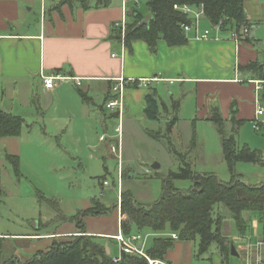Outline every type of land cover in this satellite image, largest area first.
Segmentation results:
<instances>
[{
    "label": "rangeland",
    "instance_id": "obj_1",
    "mask_svg": "<svg viewBox=\"0 0 264 264\" xmlns=\"http://www.w3.org/2000/svg\"><path fill=\"white\" fill-rule=\"evenodd\" d=\"M146 2L140 0L137 4L131 0L127 7L136 8L147 16ZM200 25L202 29L216 32L204 17H201ZM251 30L256 48L264 51V22L254 23ZM67 83L74 87L76 97L82 102L81 107L77 102L71 103L69 108L62 105V99L56 101V97L50 95L39 97L40 101L34 102L33 108L23 115L26 122L22 134L0 138V236H6L3 240L5 259L15 256L25 261L38 250L47 249L53 240L71 241L77 235L97 236L88 230L118 234L121 220L126 219L120 207L122 190L130 191L144 206L155 203L162 196L163 179L172 171H178L184 158L191 162L195 171L214 172L223 181H230L232 175L224 158L220 128L227 135L233 134L238 145L246 144L256 149L263 158L259 162H238V179L248 184L264 182V115L257 117L262 122L259 129L255 128V117H246L240 124L224 120L220 126L194 111L195 96L191 88L181 89V96L171 100L172 95L168 91L172 89H163L159 85V90L164 91L159 119H125L121 125L120 159L111 149L112 143L119 144L116 131L119 117L115 111L105 105L101 109L92 104L91 99L85 101L79 93L80 87L70 80ZM107 85L108 82H96L90 91L84 87L81 90L100 104ZM140 89L151 91L152 86ZM177 89L175 86V95L179 92ZM261 107L264 108V89L259 93L255 109ZM174 117L178 121L172 126L170 121ZM150 133L160 137H153ZM102 135L105 140H101ZM10 152L21 157L19 175L6 158V153ZM155 163L160 167L153 168ZM105 180L108 184H104ZM174 183L181 190H190L193 184L191 180L182 178H175ZM93 198H100L110 211L99 216H86V228H80L77 222L60 220L58 212L49 203V200L57 201L63 213L71 216L79 209L90 207ZM222 214V231L231 241V252L226 262L242 263L245 256L241 252L238 255L232 253V245L236 247L243 242L256 244L263 231L258 213H244L247 223L244 232L237 227L228 206L217 203L214 215ZM133 232L149 234V244L155 237L152 232L140 231L136 227H133ZM31 233L48 234L51 238H27L26 235ZM113 236L102 235L97 240L108 245L111 256H116L120 249ZM192 241L196 242L193 261L213 264L214 257L221 251L219 244L213 242L207 251L201 252L199 237Z\"/></svg>",
    "mask_w": 264,
    "mask_h": 264
},
{
    "label": "crops",
    "instance_id": "obj_2",
    "mask_svg": "<svg viewBox=\"0 0 264 264\" xmlns=\"http://www.w3.org/2000/svg\"><path fill=\"white\" fill-rule=\"evenodd\" d=\"M59 1L0 0V108L3 110L24 117L34 102L46 95L56 97V101L62 99V105L69 108L71 103L77 102L81 107L82 102L76 97L74 87L67 83L68 80L75 83L74 80L60 81L53 89L44 86L42 73L59 72L79 77L80 84H75L89 91L96 82H108L100 104L89 96L91 103L101 109H104L112 79L160 78L149 85L151 91L131 86L124 91V114L122 119L119 118L121 125L125 119H159L160 116L157 119L148 116L146 95L150 92L155 95L160 112L164 97L160 88L172 89L168 91L171 100L181 96V89L191 88L195 96L194 111L202 118L210 119L213 110L218 109L224 120L234 123V103L238 120L255 117L257 103L251 81L260 77L243 67L251 61L264 64V51L256 48L251 29L247 39L239 44L230 38L229 31L219 35L213 32L212 35L219 37L207 40L196 38L195 32L190 31L187 44L170 46L166 40L160 39L157 50L153 51L142 39L133 40L128 47L124 41L114 38V25L125 13L121 0H114L108 7L87 10L78 3L58 6ZM244 7L252 25L264 22V0H244ZM159 85L162 87L158 88ZM175 86L179 91L177 95ZM120 231L121 228L118 233ZM88 233L115 235L89 230ZM45 236L49 235H26L32 239ZM263 244L262 231L255 245L244 242L236 245L238 254L241 252L245 256L242 263L254 264L258 255L264 257ZM195 250V241L177 238L164 260L170 264H200L192 259ZM228 258L220 251L213 264H227ZM242 263L234 261V264Z\"/></svg>",
    "mask_w": 264,
    "mask_h": 264
},
{
    "label": "trees",
    "instance_id": "obj_3",
    "mask_svg": "<svg viewBox=\"0 0 264 264\" xmlns=\"http://www.w3.org/2000/svg\"><path fill=\"white\" fill-rule=\"evenodd\" d=\"M114 0H60L58 6L78 3L83 9L101 8L112 5ZM149 14L153 19L149 25L139 26L144 14L136 8L127 7V27L125 35L114 25L113 36L122 40L130 47L133 40L146 41L151 50L156 51L158 40L164 39L170 46H182L189 41V34L184 30L183 24L193 23V16L185 14L174 8L175 4H189L200 6L204 4V18L211 25L223 20V31L240 30L244 24L252 26L247 19L244 0H147ZM247 39V38H246ZM256 73L264 79V64L259 61H251L243 67ZM137 88V87H136ZM83 99L90 97L79 89ZM147 114L151 119L160 116L159 103L153 93L146 95ZM232 112L234 123L240 124ZM216 124H223L224 119L218 109H214L210 117ZM178 121L174 117L170 123L172 126ZM26 119L20 115L7 112L0 108V137H15L22 134ZM172 127L169 126V130ZM222 135V148L225 161L232 175L230 181H223L216 173H200L193 169L191 162L182 159L178 171H172L169 177L163 179V192L161 198L155 203L144 206L136 200L128 190H122L121 214L126 219L121 220V230L124 235L133 233V227L138 230H147L155 236L152 243L147 246V254L152 258L164 259L167 251L173 246L174 239L171 233H177L182 240H195L199 237L200 251H207L213 242L219 244L224 256L231 252V241L223 234V214L215 217L214 206L224 203L230 209L231 216L235 220L239 230H246L244 213L256 211L263 227L264 240V182L260 184H248L238 179L239 174L236 165L240 161L259 162L261 155L256 149L248 145L240 146L233 134L227 135L220 128ZM159 138V134L150 133ZM181 156V155H180ZM184 156V155H182ZM7 160L12 164L17 175L20 171V156L6 153ZM122 176L124 174L122 173ZM182 178L192 181L190 190H181L175 186L174 179ZM50 205L58 212V218L62 221H73L80 224V228H86L84 218L88 215L99 216L110 211L100 198H93L90 207L79 209L76 214L65 215L57 201L49 200ZM169 235H162L165 232ZM96 237V238H95ZM101 236L77 235L71 241L53 240L45 250H38L34 255L22 261L11 256L7 259L3 256V240L0 236V264H149L148 259L140 254L123 253L120 261H115L111 252H107L104 243L97 240Z\"/></svg>",
    "mask_w": 264,
    "mask_h": 264
},
{
    "label": "built area",
    "instance_id": "obj_4",
    "mask_svg": "<svg viewBox=\"0 0 264 264\" xmlns=\"http://www.w3.org/2000/svg\"><path fill=\"white\" fill-rule=\"evenodd\" d=\"M122 5L124 7V16L123 18L116 23V26L119 27L122 31V35H125L128 17H127V5L128 2L131 0H121ZM137 4L140 3V0H133ZM174 8L176 10H180L185 14H189L193 16V23L183 24L184 30L189 33L190 31L195 32V37L199 39H211V38H218L219 36L212 35L213 32L209 28L202 29L200 25V19L201 17H204V4H201L200 6H194L189 4H175ZM213 29L216 30L217 35H219L221 32H223V20H221L218 24L212 25ZM250 26L247 24H244L241 26L240 30H231L230 31V38L233 39L236 43H240L241 41L245 40L250 35ZM43 84L48 89H53L56 87L58 82L65 81L67 79L74 80L77 85L80 84L81 79L79 77H69L62 73L56 72L52 74H41ZM160 80L158 77H143V78H133V77H118L115 79H112L113 83L110 86L109 95L105 101V106L111 110H114L117 113V116L122 119L124 114V108H125V102H124V91L129 86H135V87H146L149 86L153 81ZM254 84L255 88V94H256V103L258 104V96L260 91L264 89V79H254L251 81ZM264 115V108H257L255 113V128L259 129L260 125L262 124L261 121L257 119V117ZM122 126L119 124V126L116 128L117 133H119V144L116 146L112 143L111 149L114 153H117L119 158H122L121 154V130ZM105 136H101V140H105ZM121 161V160H120ZM104 184H108V181L105 180ZM121 227V223H120ZM173 239L178 238L177 233H171L170 234ZM115 240H117L120 253L119 255L113 256L115 261H120L122 258L123 253L127 254H140L145 256L149 264H170L164 259L160 258H152L147 254L146 248L148 245V239L149 234L143 235L141 232L132 233L130 235H124L122 233V230L113 236ZM264 246V244L262 245ZM254 264H264V257L258 255L255 259Z\"/></svg>",
    "mask_w": 264,
    "mask_h": 264
},
{
    "label": "water",
    "instance_id": "obj_5",
    "mask_svg": "<svg viewBox=\"0 0 264 264\" xmlns=\"http://www.w3.org/2000/svg\"><path fill=\"white\" fill-rule=\"evenodd\" d=\"M152 19H153V15L152 14L147 15L145 18H143L141 20V22L139 23V26L149 25L151 23ZM152 167L153 168H159L160 164L159 163H155V164H153ZM106 247H107V252L110 253V248L108 247V245H106ZM232 253H234L235 255H238V251H237V249H236V247L234 245H232Z\"/></svg>",
    "mask_w": 264,
    "mask_h": 264
}]
</instances>
